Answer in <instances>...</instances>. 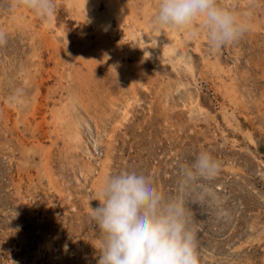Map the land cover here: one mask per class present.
<instances>
[{
    "label": "rangeland",
    "instance_id": "obj_1",
    "mask_svg": "<svg viewBox=\"0 0 264 264\" xmlns=\"http://www.w3.org/2000/svg\"><path fill=\"white\" fill-rule=\"evenodd\" d=\"M119 1L117 59L90 65L99 23L66 0L48 18L0 0V264H96L101 181L140 163L180 195V163L204 150L220 170L182 194L199 264H264V0H221L250 16L219 48L199 22L153 27L157 0ZM139 25L180 42L181 63L122 37Z\"/></svg>",
    "mask_w": 264,
    "mask_h": 264
},
{
    "label": "clouds",
    "instance_id": "obj_2",
    "mask_svg": "<svg viewBox=\"0 0 264 264\" xmlns=\"http://www.w3.org/2000/svg\"><path fill=\"white\" fill-rule=\"evenodd\" d=\"M41 18L51 17L55 0H18ZM250 13H237L221 0H157L151 24L155 28L171 22H199L208 44L219 48L239 39L248 30ZM196 35L195 32L191 33ZM0 32V44L5 43ZM180 195L160 190L153 170L140 163L105 177L96 193L97 207L89 215L99 229L96 264H199L196 234L190 226L192 210L183 193L208 188L200 183L213 179L220 170L207 150L179 165Z\"/></svg>",
    "mask_w": 264,
    "mask_h": 264
},
{
    "label": "bare ground",
    "instance_id": "obj_3",
    "mask_svg": "<svg viewBox=\"0 0 264 264\" xmlns=\"http://www.w3.org/2000/svg\"><path fill=\"white\" fill-rule=\"evenodd\" d=\"M68 5L75 7L77 12L84 14L89 20L99 23L98 30L95 33V39L93 41L94 48L91 46V41H85L86 46V63L93 64L98 60H106L115 62L117 59V52L113 48L114 32L112 31L111 21H115L118 28H122V23L125 22L128 17L123 13L121 3L119 0H66ZM103 5L104 13L100 12V6ZM174 33V30H173ZM125 39H132L137 48L148 52L151 46L148 42H151L155 47H159V44H165L162 49L164 54L171 57L176 64H180L184 56V48L180 42L172 39V36L168 32H158L155 29L139 25L132 29L127 30L122 34ZM122 40V39H121ZM89 46V47H88ZM88 47V49H87ZM85 61L83 63H85ZM74 111V108L68 107L66 112L58 114L64 119V115H67V123L71 128L73 125L69 120L70 114ZM56 117V116H55ZM54 117V120L58 118ZM75 136H73V139Z\"/></svg>",
    "mask_w": 264,
    "mask_h": 264
}]
</instances>
